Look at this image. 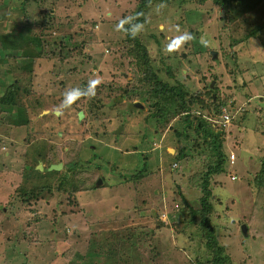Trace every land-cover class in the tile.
I'll return each mask as SVG.
<instances>
[{
	"label": "rangeland",
	"instance_id": "obj_1",
	"mask_svg": "<svg viewBox=\"0 0 264 264\" xmlns=\"http://www.w3.org/2000/svg\"><path fill=\"white\" fill-rule=\"evenodd\" d=\"M23 2L0 0L1 46L5 34L25 32L17 10ZM59 2L66 9L50 21L61 25L44 31L50 35L36 48L42 55L31 69L24 65L31 59L0 61V95L15 80L27 119L14 124L0 106V264H195L181 244L189 234L200 258H210L200 228L178 234L184 225L175 229L178 221L169 220L175 211L188 219L178 192L199 207V189L190 181L204 172L197 150H209L194 140L203 141L204 132L212 137L202 123L222 131L227 158L226 171L210 177L211 222L225 264H264V226L253 219L254 208L263 211L264 192L252 182L264 152V0H238L234 13L214 0H90L100 10L86 0ZM44 12L26 13L32 32L42 30ZM60 33L67 34L61 46ZM134 38L151 71L185 85L186 112L152 116L151 84ZM86 84L87 96L74 93ZM211 94L224 102L212 104ZM223 110L229 123L222 122ZM40 162L62 168L39 176ZM159 240L182 246L164 258L156 253L152 262L150 244Z\"/></svg>",
	"mask_w": 264,
	"mask_h": 264
},
{
	"label": "trees",
	"instance_id": "obj_2",
	"mask_svg": "<svg viewBox=\"0 0 264 264\" xmlns=\"http://www.w3.org/2000/svg\"><path fill=\"white\" fill-rule=\"evenodd\" d=\"M24 1L25 2H23L22 5H20L17 8V10L24 17V18H21L22 20L19 23H23L22 30L25 32L27 31V33L9 32L5 34L4 37H2V46L0 45L1 46L0 47V61L5 60L8 56H11L12 58L20 60L22 62L26 61L25 59H31L30 62L26 61L24 63L27 69H31L32 62L34 64L35 60L39 59V57H41L42 55L40 51L36 48L41 45V40L44 37L48 38L50 35V33L48 35H45L47 34V32H44V31L49 30L50 27L57 29L56 27L58 25H61V22H58V23L51 22L50 19L52 18L56 19L58 16V13H59V16H61V12L66 9L65 8L66 6H64L63 2H59L60 0L58 2H56L55 0H51L52 3H49L47 5L39 4L40 6L34 9V8H31L30 4H27L28 2H31V0H24ZM37 1L40 3V2H44L45 0H37ZM148 1H160V2L168 3V2H172L173 0H148ZM199 1L203 2V0H199ZM237 1L238 0H214V2L220 5L221 7L223 8L227 7L229 9L228 12L230 13H234V10L236 11L235 6H237ZM86 5H89V6L93 5L98 10L102 9V6L100 7L97 3L90 2V0H86ZM72 7H76V5L71 4V8ZM241 7L248 9L250 6L249 4H242ZM71 8L69 10H71ZM232 8H234V10H232ZM51 9H53L52 12L50 11ZM29 10H31L33 13L45 11L44 12V15L46 16V18L44 16L45 22L42 24V30L39 33L35 32L36 33L35 34L30 29L31 28L30 25L32 24L31 22H29L28 16H27L28 14L27 12ZM100 12L102 13L104 11H100ZM77 15H78V18L81 16L79 14ZM36 22L37 20L32 21V23H36ZM93 22L94 21H90V26L92 25ZM68 23H70V21H68ZM139 23H140V20H137L136 24H139ZM123 30L128 35H131L129 30H125V29ZM255 30L259 31L260 28H255ZM30 33H33V35H30ZM196 33L197 34L195 35L193 39L191 36L192 45H194L195 39L199 40V33L198 32ZM251 33L255 35L254 31H251ZM64 35L66 36L67 34H64ZM64 35L60 33V38H59L60 46H61V42H63L62 38H64ZM134 40H135V49L138 47V50L137 49L135 50L136 54L138 58L140 59V61L142 62V64L146 67L145 70L148 71V81H150L151 87L148 88L146 92L148 94V99L150 103L152 104V107L155 108V113H156L154 114L153 112L152 116L157 117V114H160L161 116H164V115L176 116V114L178 113V110H182L183 112H186L187 105L185 102V96H186L185 94H187L188 91H186L187 88L185 87V85L181 82H178L177 84H174V83L170 84L166 80H162L158 76L157 73H155L154 71H151L149 63H148L146 51L141 52V46H140L141 43L135 38ZM138 51L140 53H138ZM28 66H31V67L29 68ZM212 85H213V82L209 84L208 88L214 91L215 89H213ZM19 87L20 86L18 85V83L15 80H13L12 82H10V84L4 89V91L0 95V106L5 108V112L7 113L9 112L7 117L14 124H19L22 121L24 123L27 120L26 118H23L25 117L24 115H25L26 108L22 106V104H20L18 100ZM214 88H216V85H214ZM74 93L80 94L82 97L87 96L89 94L87 84L84 86H79L75 90ZM208 96H209V93H208ZM210 99L212 101V104L214 103L222 104L224 102L222 100L217 101L215 94H211ZM202 106H207V105L205 104V102H203ZM207 109L209 110L208 106H207ZM212 109H214V113L216 115L220 114V109L218 106H214ZM199 119L201 122H203L204 120V118L200 116H199ZM184 120L187 121L188 124H190V121L188 120V114H185ZM202 124H203V129H207V131L211 134L212 137L211 138L208 137L207 134L203 131L204 132L203 141L200 142L199 138L197 137L194 140L195 146L197 148L200 147L199 143L200 145L205 143L208 145L207 150H209V152H204V149H201V148L197 150L198 151L196 152L198 153L197 157L199 158L200 156L201 158L199 162L201 165L204 166L203 168L204 172L203 174L201 172L200 175H197V176H200V179L192 178V180L190 181V184L192 182L194 184L193 186H196L199 189V199H198L199 207L195 209L192 208L189 200L184 197L183 193L181 192L182 195H180L178 192V195L179 197L181 196V200H182L181 205L184 207V212L185 214H187L188 219H186L185 217H182L179 213L177 214V212L175 211V212L169 213L170 214L169 220L178 221V222L171 223V226L174 227L175 229H176L175 227L176 223H178L177 225L179 224H181L182 226L184 225L185 229L184 228L180 229L181 232H179L178 234H181L184 232V235H185L187 229L190 228V225H194L196 228H200L201 236L204 239L203 243H206V248L209 252H211V255H210V258L204 255L201 259L200 258L201 248H199V250L198 249L195 250V248L194 247L192 248V245L190 244L191 242L198 243V241H196L197 239H194L190 234L188 237L187 236L181 237L182 238L181 244L186 246L185 250H187V244H188V248L193 252V253L188 252L189 257L193 256L192 262H194L195 264H225L227 260V255H225L224 253L223 245H221L218 242L215 236V233H214L215 227L213 223L211 222L210 215L213 211V203L211 200H212L213 194L210 188V177L212 175H215V174L218 175L226 171L225 168H226L227 158H226V154L224 150H222V146H223V141L221 140L222 131H214L212 127H210L209 124H204V123ZM212 131H214V133ZM185 134L187 135V133ZM177 155L180 157L179 159L182 160V157H184L185 154L182 151V149H180ZM57 164H62V163L61 162H51L47 164L45 167L43 165V162H40L38 165L34 164L35 170H36L35 172L39 174V176H43L45 175L44 173L45 171L42 172V170L50 171V173L52 170H60L62 167L60 169L57 168ZM75 165L76 164H74V167ZM40 166L42 167V170H40ZM23 169H25V167H23ZM23 169H22V174H23ZM84 174H87L86 176H89L88 173H84ZM139 175H141V173H139ZM135 177L137 176L134 174L132 178L135 179ZM252 182L256 188V191L264 192V152L262 156L260 157V166ZM20 189L21 187L19 188V193L23 195H26L25 193L28 192L26 190L21 191ZM176 206L178 207V205ZM256 211H258V216L255 213ZM253 213H254L253 219H255L259 224H263L264 226V208H263V211H261L260 209L254 208ZM136 217L138 219L141 216L140 214H137ZM134 226H132L131 228L136 229L134 228ZM165 226H166L165 223H162V224L159 223L160 228L165 227ZM153 236H155L154 240L156 241V239L159 237V234L155 232L152 235V237ZM159 241L160 242H158V244L157 243L153 244L154 243L153 241L150 244L152 245L151 251H152V254L154 255L151 258L153 260L152 262H156V258L158 256V254L156 253H160L161 256L164 258L165 251L168 254H170L173 250H176L177 247L182 246V245H179L178 242L171 243V241L169 240H167V242H163L161 240ZM165 247L169 249L166 250ZM188 256H187V259H189ZM105 264H115V263H105ZM183 264H186V263H183Z\"/></svg>",
	"mask_w": 264,
	"mask_h": 264
},
{
	"label": "built area",
	"instance_id": "obj_3",
	"mask_svg": "<svg viewBox=\"0 0 264 264\" xmlns=\"http://www.w3.org/2000/svg\"><path fill=\"white\" fill-rule=\"evenodd\" d=\"M221 118H223V120H222V122L224 123V124H226V123H228L229 121V115L225 112V110H223V113H222V115H221ZM234 159H235V155L233 154V153H230V155H229V162L230 163H232L233 161H234Z\"/></svg>",
	"mask_w": 264,
	"mask_h": 264
},
{
	"label": "water",
	"instance_id": "obj_4",
	"mask_svg": "<svg viewBox=\"0 0 264 264\" xmlns=\"http://www.w3.org/2000/svg\"><path fill=\"white\" fill-rule=\"evenodd\" d=\"M133 106L136 107V106H137V103H136V102L133 103ZM81 116H82V113L80 112V113H79V117H81ZM170 151L172 152L173 149H170ZM61 167H62V164H57V168L60 169ZM40 168L42 169L41 166H40ZM242 231H243L244 234H246V227H245V225H242Z\"/></svg>",
	"mask_w": 264,
	"mask_h": 264
},
{
	"label": "crops",
	"instance_id": "obj_5",
	"mask_svg": "<svg viewBox=\"0 0 264 264\" xmlns=\"http://www.w3.org/2000/svg\"><path fill=\"white\" fill-rule=\"evenodd\" d=\"M170 149H173V148H169V151H170ZM121 150H122V147H121ZM174 150V149H173ZM120 152H122V151H120ZM171 152V151H170ZM173 152V151H172ZM121 163H122V159L120 158V160H119ZM175 163V162H174ZM40 170H42L41 168H40ZM170 170H171V168H170ZM170 176H172V173L171 174H169ZM171 181H172V179H171ZM101 184V183H100ZM164 218H165V216H162V219L164 220Z\"/></svg>",
	"mask_w": 264,
	"mask_h": 264
},
{
	"label": "clouds",
	"instance_id": "obj_6",
	"mask_svg": "<svg viewBox=\"0 0 264 264\" xmlns=\"http://www.w3.org/2000/svg\"><path fill=\"white\" fill-rule=\"evenodd\" d=\"M211 52H212V51H211ZM229 122H230V121H229ZM229 122H228V123H229ZM230 165H231V163H230ZM243 225H244V224H243Z\"/></svg>",
	"mask_w": 264,
	"mask_h": 264
}]
</instances>
